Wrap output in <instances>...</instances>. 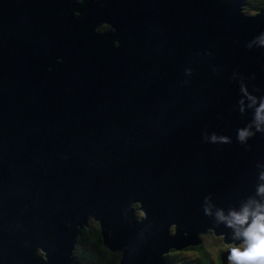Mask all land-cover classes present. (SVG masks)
Returning a JSON list of instances; mask_svg holds the SVG:
<instances>
[{
  "label": "water",
  "instance_id": "1",
  "mask_svg": "<svg viewBox=\"0 0 264 264\" xmlns=\"http://www.w3.org/2000/svg\"><path fill=\"white\" fill-rule=\"evenodd\" d=\"M244 4L0 0V264H85L93 220L118 264L239 243L215 213L264 203V7Z\"/></svg>",
  "mask_w": 264,
  "mask_h": 264
},
{
  "label": "clouds",
  "instance_id": "2",
  "mask_svg": "<svg viewBox=\"0 0 264 264\" xmlns=\"http://www.w3.org/2000/svg\"><path fill=\"white\" fill-rule=\"evenodd\" d=\"M261 110H264V104L257 110V119L260 118ZM248 135L250 133L247 130H240L238 138L244 140ZM212 139L216 140V137L213 136ZM220 139L227 142L228 138ZM261 178L264 179V174ZM258 193L264 194V185L258 188ZM204 213L212 215L211 209L207 206ZM215 222L217 225L223 224L230 228L232 239L239 242L228 252L229 264H264V203L249 199L240 210H229L227 215L223 210H218L215 213Z\"/></svg>",
  "mask_w": 264,
  "mask_h": 264
},
{
  "label": "flooded vegetation",
  "instance_id": "3",
  "mask_svg": "<svg viewBox=\"0 0 264 264\" xmlns=\"http://www.w3.org/2000/svg\"><path fill=\"white\" fill-rule=\"evenodd\" d=\"M89 226L93 227L95 230H98L99 234L101 236L100 226H99V223L97 221H95V220L89 221ZM205 236H209V237L214 238L212 240V243H211V247L214 249V252H212L211 250H209L205 246V241H204ZM201 237H202V241L200 244L189 245L185 249H182V250H179L176 248H171L170 251L165 253L169 262L171 264H189L190 262L188 260L200 259L202 264H220L221 261L220 260L218 261V257L222 258V260H223V256L219 255L220 251H222V253L226 252V255H225V261H226L230 248L235 246L232 243L228 244V243L223 242L222 236H216L211 231L203 234ZM219 242L222 243L221 249L219 248ZM78 243H79V241H78ZM75 251H76V249H75ZM108 251L111 252L112 254H113V252H115V251H110L107 249V254L103 253V257H102L101 262L103 264H107V263L118 264V260H119L120 255H121L120 251L117 250V252L119 253L117 261H113L114 256L112 254H110ZM201 255L205 257L204 260L201 259ZM95 259H97V258L95 257L94 259L91 260L92 263H89L88 261H86L84 263L85 264H97L96 262H94ZM97 260H99V259H97Z\"/></svg>",
  "mask_w": 264,
  "mask_h": 264
},
{
  "label": "trees",
  "instance_id": "4",
  "mask_svg": "<svg viewBox=\"0 0 264 264\" xmlns=\"http://www.w3.org/2000/svg\"><path fill=\"white\" fill-rule=\"evenodd\" d=\"M255 1L258 4H254ZM262 6H264V0H245L243 8L246 12H250L253 9L257 11ZM78 241L79 243L76 247L75 255L79 259H81L83 262L88 261L89 263H92L91 260L96 257L99 260L95 259L94 262H96L97 264H103L101 262L103 253L107 254V249H105L104 245L101 244V236L98 230H95L90 226L84 227L82 229L81 236L78 237ZM109 253L112 254L111 252ZM112 255L114 256L113 261H117L119 253L115 251ZM204 258L205 257L201 255V259L204 260ZM188 261L190 262L189 264H202L200 259H192ZM220 264L223 263L220 262Z\"/></svg>",
  "mask_w": 264,
  "mask_h": 264
},
{
  "label": "rangeland",
  "instance_id": "5",
  "mask_svg": "<svg viewBox=\"0 0 264 264\" xmlns=\"http://www.w3.org/2000/svg\"><path fill=\"white\" fill-rule=\"evenodd\" d=\"M254 4H258L256 1L254 2ZM264 7V6H263ZM256 11H255V9H253V10H251L250 12H248V14L249 13H255ZM101 26H103V27H106V25L105 24H103V25H101ZM109 26V25H108ZM110 27V26H109ZM216 235V234H215ZM216 236H220V235H216ZM222 236V235H221ZM202 238V237H201ZM214 238H212V237H209V236H205L204 237V241H205V246L209 249V250H211L212 252H214V249L211 247V243H212V240H213ZM101 243L103 244V242H102V240H101ZM228 244H231L232 242H227ZM232 244H234L235 246H236V244L235 243H232ZM221 245H222V243L221 242H219V248L221 249ZM105 247V246H104ZM105 249H106V247H105ZM223 253H222V251H220V253H219V255H222ZM221 261L223 264H224V260H222V258H220V257H218V261ZM225 264H229V261L226 259V261H225Z\"/></svg>",
  "mask_w": 264,
  "mask_h": 264
},
{
  "label": "bare ground",
  "instance_id": "6",
  "mask_svg": "<svg viewBox=\"0 0 264 264\" xmlns=\"http://www.w3.org/2000/svg\"><path fill=\"white\" fill-rule=\"evenodd\" d=\"M107 25H109L110 27L112 26L111 24H107ZM112 28V27H111Z\"/></svg>",
  "mask_w": 264,
  "mask_h": 264
}]
</instances>
